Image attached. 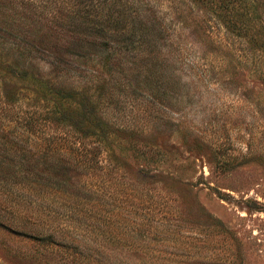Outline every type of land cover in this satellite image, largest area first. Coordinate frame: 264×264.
Returning <instances> with one entry per match:
<instances>
[{"label": "rangeland", "instance_id": "obj_1", "mask_svg": "<svg viewBox=\"0 0 264 264\" xmlns=\"http://www.w3.org/2000/svg\"><path fill=\"white\" fill-rule=\"evenodd\" d=\"M63 9L0 8V264H264V0Z\"/></svg>", "mask_w": 264, "mask_h": 264}, {"label": "trees", "instance_id": "obj_2", "mask_svg": "<svg viewBox=\"0 0 264 264\" xmlns=\"http://www.w3.org/2000/svg\"><path fill=\"white\" fill-rule=\"evenodd\" d=\"M95 2H98V0H0V8H32L34 7L35 4L42 5V7L44 8H64L62 11H56L55 13L57 14H59V12L65 13L63 14V18L68 16L71 17L73 22L71 28L74 33L78 35L80 34L92 35V33H94L96 35L104 36L105 30H103V28L99 24L100 22L98 21L96 22L91 18L92 17L91 12L93 11V8H95ZM74 8H81V9L73 10ZM20 31L21 30H16L17 34H20ZM23 38H25V40L21 41L23 42V45L22 44L16 45L18 54H20V51L23 52V50H25L27 46L30 47V50H32V48L34 47H39V43L35 38L31 40L30 36L28 35H25ZM26 38L29 39L26 41ZM77 43L80 44V42ZM96 43H97L96 40H92L91 44L95 45ZM37 49L38 50L36 51L39 52L41 51L40 48ZM17 57H19V55ZM12 63L13 65H11ZM0 65H1L0 70L2 71L6 70L5 68L10 67L11 70L16 72V74H14L13 76L18 78L19 80H24L27 78V69L18 70L19 67L14 62H8L4 66L0 63ZM64 91H66L67 93L66 95L60 98L62 102L64 101L69 102L74 100V96L72 94H69L67 90ZM70 93H73V91H70ZM54 114L56 113L54 112ZM33 124L34 123L31 122L30 126ZM37 237H36L37 239L43 240L46 236L40 235Z\"/></svg>", "mask_w": 264, "mask_h": 264}]
</instances>
